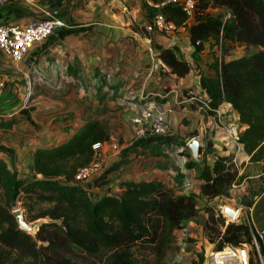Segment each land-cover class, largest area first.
Segmentation results:
<instances>
[{
	"label": "crops",
	"instance_id": "0c3cea01",
	"mask_svg": "<svg viewBox=\"0 0 264 264\" xmlns=\"http://www.w3.org/2000/svg\"><path fill=\"white\" fill-rule=\"evenodd\" d=\"M160 8L153 0H12L0 6L2 21L26 23L49 15L57 19L52 32L34 42L21 60L0 50V78L6 81L0 97V157L26 178L42 177L33 168L38 147L65 141L90 118L105 119L110 138L95 149L105 176L98 185L93 182L96 178L82 184L95 198L120 193L122 181L128 179H162L178 192H195L199 210L185 223L190 228L187 234L198 232L206 240L207 207L241 208L243 196L258 185L261 193H255L252 205L246 207L252 215L259 208L264 161L251 160L238 141L247 124L230 102L224 100L215 114L206 110L202 68L220 49L206 41L196 52L186 25H176L171 33L147 30L145 25ZM173 45L192 64L185 75L172 72L159 57L162 48ZM31 76L41 79L30 94ZM121 100L132 104H119ZM147 109L166 118V132L152 134L147 125L145 134H137L140 122L135 117ZM233 123L236 132L227 129ZM192 137L203 146L201 160L188 166ZM217 154H232L244 175L233 185L237 192L232 197H209L202 191L200 171L205 163L212 165Z\"/></svg>",
	"mask_w": 264,
	"mask_h": 264
},
{
	"label": "trees",
	"instance_id": "16d2710c",
	"mask_svg": "<svg viewBox=\"0 0 264 264\" xmlns=\"http://www.w3.org/2000/svg\"><path fill=\"white\" fill-rule=\"evenodd\" d=\"M153 1L175 25L188 27L196 52L206 41L220 49L221 56L211 65L214 72L201 73L206 110L215 114L224 100L230 102L247 124L238 141L251 160L264 161V0H197L190 23L181 5ZM237 43L261 48L226 59L229 47ZM178 51L177 45L164 47L159 57L182 76L192 64ZM109 138L108 121L90 118L65 141L38 147L33 168L42 177L26 178L0 157V264H165L175 230L198 213L197 194L178 192L152 178L123 180L120 193L94 198L74 175L96 156L94 143L104 144ZM197 162L192 158L187 165ZM102 172L95 177L97 185L105 176ZM199 177L202 191L214 197L232 195L233 184L244 175L232 154H217L212 165L204 164ZM17 207L28 222L46 218L34 234L19 226L13 214ZM207 210L204 231L211 242L217 241V249L252 241L255 228L248 222H226L221 211L212 206ZM251 263L259 264L253 258Z\"/></svg>",
	"mask_w": 264,
	"mask_h": 264
},
{
	"label": "built area",
	"instance_id": "2783aa9c",
	"mask_svg": "<svg viewBox=\"0 0 264 264\" xmlns=\"http://www.w3.org/2000/svg\"><path fill=\"white\" fill-rule=\"evenodd\" d=\"M12 0H0V6L5 5ZM197 0H163L162 4H179L187 12L188 18H193ZM230 13L227 14V16ZM57 19L52 16H37L32 17L26 23L17 21H2L0 20V50L8 54L12 59L19 61L26 54L29 47L36 41H40L47 37L53 30ZM147 30H160L164 33H171L176 30L177 26L172 20H169L164 12L157 11L154 16L145 25ZM41 79L31 76L29 83L32 92V85L36 80ZM6 86V81L0 78V97L2 96ZM119 104L130 105L132 102L126 100L118 101ZM206 106H208L206 104ZM135 120L140 122L137 129V134L142 135L147 132V125H150V133L161 134L169 129V124L162 114H154L151 109H147L138 116ZM228 131L236 132L237 125L229 124ZM103 145L102 142L94 143V148L98 150ZM115 148L118 144L114 143ZM235 160V159H234ZM104 170L102 159L97 155L86 164L78 167L74 180L79 183H85L94 179ZM235 184V183H234ZM233 184V185H234ZM93 196V194L91 193ZM94 197V196H93ZM95 198V197H94ZM240 208H237V211ZM229 221L234 220L238 216H228ZM239 222V221H238ZM247 222V221H245ZM255 229L253 230V239L251 242H241L239 244L228 243L221 249L212 250L209 254L210 264H252L251 250L254 252V258L259 264H264V227L258 228L254 226L250 220L248 222Z\"/></svg>",
	"mask_w": 264,
	"mask_h": 264
},
{
	"label": "rangeland",
	"instance_id": "374dc122",
	"mask_svg": "<svg viewBox=\"0 0 264 264\" xmlns=\"http://www.w3.org/2000/svg\"><path fill=\"white\" fill-rule=\"evenodd\" d=\"M211 11L218 12L219 9L216 7H212ZM212 47L213 46H211V52H209L211 54H212ZM260 48H261V46L256 45V44L237 43V44H234L233 46L229 47V50L227 52L228 54L225 56V58L226 59L227 58L228 59L236 58V57H239V56H242L245 54H250V53L256 52ZM218 56H221V53H220V51H218L216 49V52L211 55L210 61H208V64H206L205 69L202 68V72L209 73L208 69H211L210 68L211 65L213 64L215 58ZM212 57L214 58L213 61H212V59H213ZM97 156L99 157V155H97ZM94 179H92V180H94ZM105 181H106V179H105ZM93 182H95V184H96L95 180ZM257 186L258 185H256L255 188L250 187L254 191L253 193L251 192L250 194H245L243 196L242 203L238 204L239 207H241L239 216L237 218H235L234 220H237L239 222H243V221L249 222V220H250V222L254 226L261 228V227H264V195L258 202L259 208H254L253 215L251 214L249 208L246 207L248 202H251L254 200V194L255 193H261L259 190L260 188H258ZM235 192H237V191L232 189L231 190L232 195H230V196L225 195V196L232 197L233 193H235ZM222 202H223V200L219 201V203H222ZM243 204L245 206H242ZM214 209L216 211H218V210L220 211V208H214ZM206 211H207L208 216H209V212H208L207 208H206ZM223 215L226 219V222H228V220H229L228 216L229 215L227 213H223ZM44 219L46 220V218H40V219H35V220H32L31 222H29L33 225L34 231L37 230L38 223ZM188 229H190V228H188V226L186 224L183 227L176 229L177 235L175 236L174 242L171 244L170 248L167 251V254H166L165 259H164L165 264H210L209 254L212 250L217 249V241H215V242L210 241L209 236L204 231V227H203V231H204L206 240L201 239L200 234H198V232H194L193 234H191V232L189 230V233L187 234ZM251 256H252V258H254V252L252 250H251Z\"/></svg>",
	"mask_w": 264,
	"mask_h": 264
},
{
	"label": "water",
	"instance_id": "95a60500",
	"mask_svg": "<svg viewBox=\"0 0 264 264\" xmlns=\"http://www.w3.org/2000/svg\"><path fill=\"white\" fill-rule=\"evenodd\" d=\"M158 62H159V58H157L156 63ZM188 146L191 149L192 158L196 161H200L201 160L200 151H201V147L203 146V142L197 137H192L188 141ZM220 211L222 213H227L230 217H232L236 215L237 208L232 207L229 204H225L223 207L220 208ZM13 214L15 215L16 220L22 229H25L32 234L35 233L33 229V225L29 223L28 220L25 218L24 210L21 207L15 208L13 210Z\"/></svg>",
	"mask_w": 264,
	"mask_h": 264
},
{
	"label": "bare ground",
	"instance_id": "6f19581e",
	"mask_svg": "<svg viewBox=\"0 0 264 264\" xmlns=\"http://www.w3.org/2000/svg\"><path fill=\"white\" fill-rule=\"evenodd\" d=\"M240 210L237 211L236 216H239Z\"/></svg>",
	"mask_w": 264,
	"mask_h": 264
}]
</instances>
